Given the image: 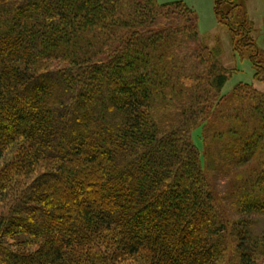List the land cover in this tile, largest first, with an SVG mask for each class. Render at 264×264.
<instances>
[{"label": "trees", "instance_id": "trees-1", "mask_svg": "<svg viewBox=\"0 0 264 264\" xmlns=\"http://www.w3.org/2000/svg\"><path fill=\"white\" fill-rule=\"evenodd\" d=\"M219 54L182 1L0 0V264H264L224 203L264 215V159L208 170L264 152V91Z\"/></svg>", "mask_w": 264, "mask_h": 264}, {"label": "rangeland", "instance_id": "rangeland-1", "mask_svg": "<svg viewBox=\"0 0 264 264\" xmlns=\"http://www.w3.org/2000/svg\"><path fill=\"white\" fill-rule=\"evenodd\" d=\"M157 1L161 4L182 1L196 13L199 33L205 44L220 49L219 62L231 73L221 90L223 95H229L238 83L250 84L264 91V0H219V14L215 13L214 0ZM247 22H251L252 26H247ZM231 40L234 44H231ZM253 46L257 47L260 56L256 54ZM254 73L258 76L257 81L254 80ZM201 136L199 128L192 132L193 143L203 159ZM263 159L264 152L254 156L245 166L226 167L222 156H217V160L211 164L209 162L208 170L212 174L218 194L223 197L236 183L235 180L239 178L237 175L248 173ZM228 173L229 176L226 175ZM224 203L228 218L236 229L258 238L264 237V215L240 214L229 206L227 200ZM106 251L110 252V249ZM141 257H132L123 264H134Z\"/></svg>", "mask_w": 264, "mask_h": 264}]
</instances>
